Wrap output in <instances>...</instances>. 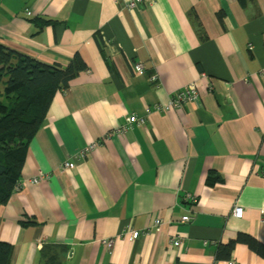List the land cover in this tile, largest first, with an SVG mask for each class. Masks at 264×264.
Returning a JSON list of instances; mask_svg holds the SVG:
<instances>
[{
	"label": "crops",
	"instance_id": "crops-1",
	"mask_svg": "<svg viewBox=\"0 0 264 264\" xmlns=\"http://www.w3.org/2000/svg\"><path fill=\"white\" fill-rule=\"evenodd\" d=\"M127 1L0 0L1 45L86 64L28 144L21 178L49 179L0 204L9 264H264L244 242L220 255L264 244V0ZM192 83L196 101L154 110Z\"/></svg>",
	"mask_w": 264,
	"mask_h": 264
},
{
	"label": "trees",
	"instance_id": "trees-1",
	"mask_svg": "<svg viewBox=\"0 0 264 264\" xmlns=\"http://www.w3.org/2000/svg\"><path fill=\"white\" fill-rule=\"evenodd\" d=\"M85 68L78 54L67 65L42 66L0 44V204L8 202L21 179L29 141L44 124L55 94ZM13 140L21 142L7 147ZM218 179L215 173L207 176L209 184ZM20 222L36 224L31 218ZM235 242L246 243L264 258V244L247 234L232 240L220 255L228 254ZM10 254L11 244L0 241V264H9Z\"/></svg>",
	"mask_w": 264,
	"mask_h": 264
},
{
	"label": "built area",
	"instance_id": "built-area-1",
	"mask_svg": "<svg viewBox=\"0 0 264 264\" xmlns=\"http://www.w3.org/2000/svg\"><path fill=\"white\" fill-rule=\"evenodd\" d=\"M151 1H153V0H128L126 2V6L130 9H135L139 5H141L143 3L151 2ZM26 13H27V15L31 14L29 11H27ZM134 69L137 73H140L143 70V65L141 63H135ZM153 79H157V76H154ZM198 95H199V93H198L197 86L194 83L189 84L179 91L172 92L169 95L167 102L157 103L154 106V110L169 111V110H173V109H180L184 103H186L188 101H196L198 98ZM124 120H125V124L117 129V132H119V133H123L127 129H131L134 124L144 123L146 119L139 117L134 113H131V114H126L124 117ZM95 146H96L95 143L87 145L80 152L79 156L80 157L84 156L88 151L93 150L95 148ZM73 166H74L73 162L65 161L63 163V165L61 166V169L66 170V169H69ZM48 179H49V175H47L44 172H39L36 175L31 176L29 178H21L16 183L14 189H15V191H18V190H21V189L27 187L30 184H32V185L39 184L40 182L47 181ZM243 213H244V208L242 206L236 205L234 207L233 214L236 217L241 218L243 216ZM263 213H264V209H263ZM189 220H190L189 215H184L182 217V221H189ZM161 223H162V221L159 218L154 220L155 226H160ZM138 237H139L138 231H131V238L132 239H137ZM102 242L104 243V245H106V247L111 248L113 246L114 241L112 239H104ZM173 242L175 245H179L178 239L174 240ZM227 264H237V263L235 261H228Z\"/></svg>",
	"mask_w": 264,
	"mask_h": 264
},
{
	"label": "rangeland",
	"instance_id": "rangeland-1",
	"mask_svg": "<svg viewBox=\"0 0 264 264\" xmlns=\"http://www.w3.org/2000/svg\"><path fill=\"white\" fill-rule=\"evenodd\" d=\"M14 143H12L13 145H16V140H13Z\"/></svg>",
	"mask_w": 264,
	"mask_h": 264
}]
</instances>
